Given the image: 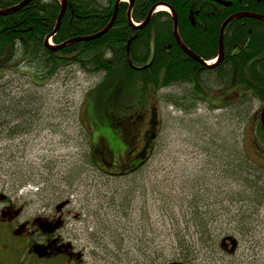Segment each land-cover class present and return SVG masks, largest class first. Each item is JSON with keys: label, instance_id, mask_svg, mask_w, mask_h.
Masks as SVG:
<instances>
[{"label": "rangeland", "instance_id": "1", "mask_svg": "<svg viewBox=\"0 0 264 264\" xmlns=\"http://www.w3.org/2000/svg\"><path fill=\"white\" fill-rule=\"evenodd\" d=\"M30 72L16 62L0 71V97L9 95L5 105L16 104V111L32 109L23 114L32 117L22 120L25 123L39 116L30 124L35 130L6 138L0 135V193H14L17 207L26 205L33 211L69 200V218L82 215L77 226L87 245L85 264H152L146 253L151 254L153 264H162L160 253L174 255L166 251L170 245L166 235L194 229L193 222L187 221L197 206L204 215L217 219L209 221L212 228L236 226L247 218L250 230L236 237L239 247L234 256H226L220 246L218 254L211 248L200 249L193 264H264V206L253 215L249 208L254 203L239 202L243 190L234 174L235 166L239 169L234 137L242 140L245 131L256 127L262 119V104L257 100L240 103L239 95L232 93L222 99L233 106L222 110L203 102L181 108L173 101L182 98L189 87L157 92L149 107L156 108L157 135L165 142L155 143L161 147L152 151L148 168L138 172L139 179L144 178L138 198L123 204L119 200L123 192L134 194L131 178L104 175L81 162L89 152L91 133L81 116L87 111L84 100L103 75L71 66L39 83L32 82ZM213 97L219 99L220 92ZM151 116L149 111L144 120L136 122L133 140L141 142L136 144L137 153L150 135ZM245 143L250 157L259 159L249 138ZM101 144L110 148L107 141ZM119 145L115 147L123 150ZM106 154L101 155L110 162ZM121 165L107 170L119 173Z\"/></svg>", "mask_w": 264, "mask_h": 264}, {"label": "trees", "instance_id": "2", "mask_svg": "<svg viewBox=\"0 0 264 264\" xmlns=\"http://www.w3.org/2000/svg\"><path fill=\"white\" fill-rule=\"evenodd\" d=\"M24 1L26 0H0V11L21 5ZM134 1L130 23L129 2L67 0L61 27L52 37L55 48L67 41L93 36L105 30L115 17L119 5L118 14L114 26L99 39L78 42L57 52L47 48L45 41L57 28L62 0H33L18 12L0 16V71L9 67L12 62L22 67L26 65L32 71L30 72L32 82L39 83L51 80L61 69L71 66H79L89 74L103 75L101 83L92 89L84 100L87 111L81 116L84 115L86 122L84 125L91 133L89 152L84 153L81 162L82 166H91L104 175L116 178L119 176L124 180L131 178L134 194L132 190L123 192L122 198H119L123 204L138 198L140 184L144 181V178L139 179L141 177L138 172L148 168L152 151L161 147L158 145L157 148L155 143L165 142L162 135H157L145 159L138 158L136 161L135 156L130 155V152H135L141 143L139 138L137 141L133 140L136 122L144 120L149 111L152 114L156 109H150L149 105L157 92L171 87H189L182 98L178 97L176 102L173 101L181 108L190 102V104L194 102L195 105L203 102L209 103L212 109L222 110L233 106L222 99L232 93L239 95L240 103L257 100L264 108V21L241 18L230 22L224 35L225 58L216 69H210L197 62L182 50L176 41L173 32L175 22L169 12L155 13L150 23L143 26L154 6L168 5L177 12L178 32L182 42L204 62L209 63L219 57L221 28L229 17L239 13L264 15V0ZM220 2L231 5L223 6ZM133 38L135 39L132 40ZM131 40L129 47L128 43ZM5 90L7 91V88ZM218 92L221 97L214 98V94ZM3 93L6 94L5 91ZM7 97L8 94L0 97V135L5 138L22 134L24 126L17 122L32 118L24 116L32 109L16 111V104H9L7 107L5 105ZM220 100H222L220 106L216 105ZM184 111L186 114L191 113L188 110ZM238 116L243 118L240 113ZM7 121L17 124L8 128ZM243 134L242 140L234 137L236 156L239 159V169L235 166L234 174L243 190L240 192L239 202L254 203L249 209L255 215L256 209L264 206L262 119L253 130L245 131ZM246 138L250 139L253 148L257 150L256 155L259 159L250 157L245 143ZM104 141L110 144L108 150L101 144ZM118 143L123 150L115 147ZM106 153L109 154L107 157L111 159L110 162L105 156L102 157ZM139 153L136 154L137 157ZM119 165H121L119 173L107 170L108 168L115 170ZM243 215L246 213L243 212ZM191 216L187 223L193 222L194 229L187 227L184 231L175 230L166 235L167 240H170L169 249L166 251L174 255L160 253L162 264L175 261L193 264L200 249L211 248L214 249L213 254H218V246L221 247L225 239L236 238L241 231L247 233L250 230L247 218L244 222H238L236 226L212 228L208 224L209 221L217 219L201 213L198 206ZM146 257H149L152 264L155 263L151 260V254L146 253Z\"/></svg>", "mask_w": 264, "mask_h": 264}, {"label": "flooded vegetation", "instance_id": "3", "mask_svg": "<svg viewBox=\"0 0 264 264\" xmlns=\"http://www.w3.org/2000/svg\"><path fill=\"white\" fill-rule=\"evenodd\" d=\"M38 119L39 116L28 121L30 127L24 126L22 132L35 130L37 127L30 123ZM8 122V128L17 123L27 124L24 121ZM135 152L131 151L130 155L138 161ZM17 205L14 193H0V264H85L87 245L77 226L82 215L75 213L73 219L69 218L70 211L66 210L70 206L69 200L52 208L44 207L42 211ZM226 246L225 255L234 256L235 252H229L233 247L231 243L227 242Z\"/></svg>", "mask_w": 264, "mask_h": 264}, {"label": "water", "instance_id": "4", "mask_svg": "<svg viewBox=\"0 0 264 264\" xmlns=\"http://www.w3.org/2000/svg\"><path fill=\"white\" fill-rule=\"evenodd\" d=\"M33 0H26L24 2H22L21 5H18V6H15V7H12L11 9H8V10H1L0 11V16H7V15H10L12 13H15V12H18L20 11L23 7H25L27 4L31 3ZM260 1V0H259ZM128 2L130 3V9H129V14H128V20L129 22L131 23L132 22V10H133V7L135 5V1L134 0H128ZM67 0H62V10H61V13H60V17H59V20H58V23H57V28L55 30V32L47 38V40L45 41V46L49 49H52L54 52H57V51H60L64 48H66L67 46H70V45H74V44H77L78 42H89L91 40H95V39H99V37L103 36L104 34H107L110 29L114 26V22H115V19H116V16H117V10H118V7L119 5L117 6L116 8V15L115 17L113 18V20L110 22V25L103 31L99 32V34H96V35H93V36H89V37H81V38H78V39H74V40H70V41H67V43L61 45V46H58L57 48L54 47V45L52 44V37L56 35V33L59 31L60 29V25H61V22L64 18V14L66 12V8H67ZM221 5L223 6H227L228 5H231V3H225V2H220ZM167 7L168 8V12L172 15L173 17V21L175 22L174 23V35H175V38H176V41L177 43H179L180 47L182 48V50L188 54L190 57H192L194 60H196L197 62H200L204 65H206L208 68L210 69H216L220 63H222V61L224 60L225 58V51H224V47H225V41H224V35H225V29L226 27L229 25L230 22L234 21V20H240L241 18H254V19H257V20H262L264 21V15H257V14H254V13H239V14H236V15H233L231 17H229V20H227L222 28H221V33H220V44H219V57L218 59H216V62L214 64H210V63H206L204 62V60H202L199 56H197L195 53H193L185 44L184 42H182L181 40V37H180V34L178 32V26H179V21H178V15H177V12L176 10H173L172 8H170L168 5L166 4H163V5H157V6H154L151 10V13L149 14L147 20L144 22L145 25H143L144 27L147 26L149 23H150V20L151 18L153 17V15L155 13H157L158 11V7ZM135 38H133L132 40H134ZM132 40L128 43V46L130 47L131 45V42ZM131 64V63H130ZM156 109L153 110V113H152V116H151V129H150V135L146 136V140H145V146L144 148L142 149V151L138 154V158L140 159H145L147 156H148V151L152 149V145L154 144V140L156 139L157 137V130H156V126L158 124V120L157 119V115L154 113ZM262 115V124L264 125V111L263 113L261 114ZM227 242H230L231 245L233 246L231 250H229L230 253H233L237 250V244H238V240L234 237H228L227 239H225L222 243H221V247H223V249L227 250L226 249V245H227ZM169 264H184V263H181V262H175V263H169Z\"/></svg>", "mask_w": 264, "mask_h": 264}, {"label": "bare ground", "instance_id": "5", "mask_svg": "<svg viewBox=\"0 0 264 264\" xmlns=\"http://www.w3.org/2000/svg\"><path fill=\"white\" fill-rule=\"evenodd\" d=\"M123 1V0H122ZM123 2H125V1H123ZM67 9V8H66ZM158 12H163V11H167L168 12V8L167 7H165V6H161V7H158V10H157ZM180 46V45H179ZM209 63H212V62H209Z\"/></svg>", "mask_w": 264, "mask_h": 264}]
</instances>
